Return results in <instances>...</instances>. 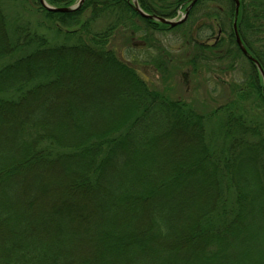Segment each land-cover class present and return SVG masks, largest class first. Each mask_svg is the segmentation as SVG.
Segmentation results:
<instances>
[{
    "label": "trees",
    "instance_id": "trees-1",
    "mask_svg": "<svg viewBox=\"0 0 264 264\" xmlns=\"http://www.w3.org/2000/svg\"><path fill=\"white\" fill-rule=\"evenodd\" d=\"M134 1L170 20L191 2L0 0V264H264V78L234 2L196 0L170 27ZM236 26L264 73V0H239ZM183 69L241 77L189 101L164 84Z\"/></svg>",
    "mask_w": 264,
    "mask_h": 264
},
{
    "label": "rangeland",
    "instance_id": "rangeland-1",
    "mask_svg": "<svg viewBox=\"0 0 264 264\" xmlns=\"http://www.w3.org/2000/svg\"><path fill=\"white\" fill-rule=\"evenodd\" d=\"M79 2V0H78ZM77 2V3H78ZM136 2V1H135ZM77 3L75 5H77ZM74 5V6H75ZM4 10L7 14H9L10 16H12V18H22L24 20H27L30 22V27H32L33 29L36 25V21L38 19V17L33 14L32 12H26L25 10H22V8H20L19 4H16V3H6L5 4V7H4ZM182 12H178V15L175 16L174 18H172L171 20H178L179 18H181L182 16H184L183 14V10H181ZM88 11H86L84 14H83V18L84 17H87L88 16ZM82 18V19H83ZM198 22L197 24H195L196 26L199 25L201 27L202 24H205V23H208V21H206V18L201 16V15H198V18H197ZM102 21V20H101ZM211 24V22H210ZM216 28V27H215ZM214 28V32L212 33L211 37H208L209 39H207V42L212 44L213 43V40L215 37L217 36H220V34L217 32V28L215 29ZM204 29V30H202ZM201 30V33L202 32H206V28H200ZM38 31L45 35L49 40L50 42L54 43V42H61V38H58V34L54 33V32H51L47 29H44V28H39ZM160 38V37H158ZM162 38V43L168 47V48H173L174 45L175 46H180L181 43L183 41H181V39H179V36L178 34H173L172 32L168 33L166 35V37L164 36H161ZM160 38V39H161ZM138 39H135L134 42H137ZM138 43V42H137ZM136 43V44H137ZM156 43V41H155ZM174 51L173 49H171V53L174 54ZM186 51V50H185ZM178 53V52H177ZM186 54H189L190 52L187 51L185 52ZM239 66L241 68H244V64H243V60L240 61V64ZM145 67H148V68H144L141 69V71L143 72L142 76L148 81V84L149 85H154V87H161L163 85L162 80L163 77L161 78L160 75H158L153 69L152 67L150 66H145ZM140 70V69H139ZM171 71V74H167V77L166 75L164 76L167 80H165V83H167V87H170L169 89V92L174 95V96H179V97H183L187 100H196V101H200V102H205V99L206 97L208 96L209 97V103H211L213 100H215L216 98L220 97L219 93H220V89L219 87L216 89L215 87H217L219 84L218 81H230V79H239L241 77V70L238 69L237 71L235 72H231V73H224L223 75H217V74H214L213 72H207V71H204L202 73V75L200 77H197V78H193L191 79V77L185 79L183 77V72L186 71V69H183L181 72L179 71H176V72H173L172 73V70ZM112 77L111 74L109 73H105L101 79H108ZM115 77V76H114ZM208 80V81H207ZM215 83V84H214ZM213 89H216L215 91H212ZM206 104V103H205ZM213 104V103H211ZM56 180H58V177H56V179L54 180L56 182ZM53 181V180H52ZM56 186V185H54ZM53 187V186H52ZM52 199H50L51 201Z\"/></svg>",
    "mask_w": 264,
    "mask_h": 264
},
{
    "label": "water",
    "instance_id": "water-1",
    "mask_svg": "<svg viewBox=\"0 0 264 264\" xmlns=\"http://www.w3.org/2000/svg\"><path fill=\"white\" fill-rule=\"evenodd\" d=\"M84 0H79V2L77 3V5L75 6H72V7H58V8H54V7H50V6H47L45 3H44V0H40V3L45 7L47 8L48 10H51V11H57V12H67V11H72V10H75L77 9L82 3H83ZM196 2V0H191V2L189 3V5L187 6L186 10H185V13H184V16H182L181 18H179L178 20H170V19H166L164 17H159V16H156V15H149L145 12H143L137 5V3L134 1V9L143 17H146V18H151V19H155L157 21H160L162 23H165V24H168L170 27L172 26H175L181 22H183L187 16V13H188V10L192 7V5ZM234 2V5H235V18H234V22H233V31H234V37H235V41H236V44L238 45V47L240 48V50L243 52V54L250 60L252 61L255 66L260 70L263 78H264V73L263 71L261 70L260 68V65L258 64L257 60L255 58H253L252 56H250L246 50V48L244 47V45L242 44V40L240 39V36L238 34V31H237V26H236V16L238 14V7H239V0H233Z\"/></svg>",
    "mask_w": 264,
    "mask_h": 264
},
{
    "label": "flooded vegetation",
    "instance_id": "flooded-vegetation-1",
    "mask_svg": "<svg viewBox=\"0 0 264 264\" xmlns=\"http://www.w3.org/2000/svg\"><path fill=\"white\" fill-rule=\"evenodd\" d=\"M186 19V18H185ZM220 34V33H219ZM217 38H219L218 36H217Z\"/></svg>",
    "mask_w": 264,
    "mask_h": 264
}]
</instances>
